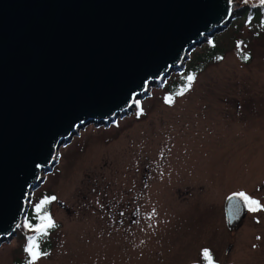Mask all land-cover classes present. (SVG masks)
<instances>
[{
    "label": "rangeland",
    "instance_id": "374dc122",
    "mask_svg": "<svg viewBox=\"0 0 264 264\" xmlns=\"http://www.w3.org/2000/svg\"><path fill=\"white\" fill-rule=\"evenodd\" d=\"M228 26L215 33L222 58L183 95L167 93L172 71L126 114L59 147L26 219L0 243V264L29 257L23 236L47 205L56 227L35 264H207L205 248L217 264H264V210L246 207L232 229L223 211L235 192L264 204V21Z\"/></svg>",
    "mask_w": 264,
    "mask_h": 264
},
{
    "label": "water",
    "instance_id": "95a60500",
    "mask_svg": "<svg viewBox=\"0 0 264 264\" xmlns=\"http://www.w3.org/2000/svg\"><path fill=\"white\" fill-rule=\"evenodd\" d=\"M233 0H0V243L80 129L107 126L231 21ZM233 194V193H232ZM223 204L226 227L245 215ZM59 204H62L58 201Z\"/></svg>",
    "mask_w": 264,
    "mask_h": 264
},
{
    "label": "trees",
    "instance_id": "16d2710c",
    "mask_svg": "<svg viewBox=\"0 0 264 264\" xmlns=\"http://www.w3.org/2000/svg\"><path fill=\"white\" fill-rule=\"evenodd\" d=\"M231 19L232 21L229 22L228 24L229 26L223 32H228L231 30V28L232 30H234L233 32H236L240 22H246V23L263 22L264 21V4H261L260 0H247V2H245V0H238L237 6L233 8L232 10ZM229 27H230V30H228ZM219 34H221V32L209 37L204 42V44L199 48V50L191 51L190 56L184 62V67L179 71H175L173 74L169 76L168 80H170V83L166 86L168 95L169 94L174 95V96L178 95L177 93L181 92L187 83V79H186L187 76H190L193 74L196 75L208 63L212 62L213 60H219L222 58L225 48L220 42ZM166 81L167 79L164 80L162 84ZM49 211H50V207L49 205H47L45 210L41 212L40 219L37 220L34 223V225L42 223L43 221L41 217H43L45 214H49ZM26 217H27V213L25 212V214L23 215L22 221L25 220ZM52 229L53 228H51L48 231V233ZM31 236H36L39 238L40 234L30 229L29 232L23 236L24 242L21 245V249L24 252L25 256L28 255V253L25 251V248L28 243V238ZM47 237H48V234L47 236L43 237L42 242L39 245L42 251L47 248V245H48ZM28 260H29V257L27 256L26 259H23L22 263L24 264ZM18 263L15 262V259H14L13 264H18Z\"/></svg>",
    "mask_w": 264,
    "mask_h": 264
},
{
    "label": "snow or ice",
    "instance_id": "6c2138e0",
    "mask_svg": "<svg viewBox=\"0 0 264 264\" xmlns=\"http://www.w3.org/2000/svg\"><path fill=\"white\" fill-rule=\"evenodd\" d=\"M247 2V0H245ZM261 4H264V0H260ZM242 43V42H241ZM244 60L250 59V54H244L242 57ZM195 74L187 76V83L184 87V89L177 93L178 95H183L184 91H187L191 88L192 82L195 80ZM166 102L169 104L173 103V97L168 96L166 97ZM142 111V110H141ZM240 198L244 201L245 206L248 208L249 211L257 212L260 210H264V204L261 203V201L257 198L252 197L246 192H235L232 194L229 199L233 198ZM56 197L52 196L50 198H45V200L41 201V205L46 204L50 202V200H55ZM39 210V206H38ZM42 223L40 224H29L28 227L32 229L35 232H38L40 234L39 238L36 236H31L28 238V243L26 245L25 251L29 254V261L27 264H35L37 260H39L42 256H47L49 253L47 251H42L40 249V243L42 242L43 237L47 236L48 231L51 228L56 227V223L52 216L50 214H45L43 217H41ZM202 257L207 261V264H217V262L214 260L213 254L210 249H203L202 250Z\"/></svg>",
    "mask_w": 264,
    "mask_h": 264
}]
</instances>
